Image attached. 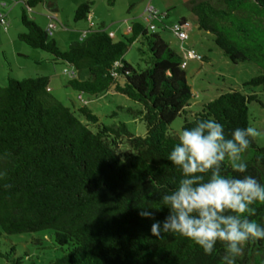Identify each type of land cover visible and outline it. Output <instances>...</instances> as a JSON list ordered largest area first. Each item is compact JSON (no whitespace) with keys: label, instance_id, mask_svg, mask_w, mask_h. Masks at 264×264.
Returning a JSON list of instances; mask_svg holds the SVG:
<instances>
[{"label":"trees","instance_id":"1","mask_svg":"<svg viewBox=\"0 0 264 264\" xmlns=\"http://www.w3.org/2000/svg\"><path fill=\"white\" fill-rule=\"evenodd\" d=\"M50 1L23 0L17 39L72 72L66 87L76 93L96 96L111 89L136 103L128 112L145 131L133 135L122 122L102 124L84 104H62L51 96L45 76L8 77L0 86V236L49 231L54 247L69 245L48 264H224L223 242L206 255L179 233L152 235L154 221L139 213L152 211L157 221L169 214L161 197L182 178L168 156L183 129L215 119L231 138L235 129L249 127L247 105L259 103L253 89L264 91V0L187 1L196 28L209 32L232 64L252 63L258 71L241 84L247 93L222 92L194 113L187 110L192 95L182 56L159 38L155 24L148 31L134 22L118 40L100 25L60 50L52 34L27 16L38 3L55 12ZM91 6H76L73 21H85ZM133 43L141 62L135 66L123 58ZM81 71L87 72L84 80ZM177 116L183 117L178 135L169 129ZM250 140L243 154L247 170L238 173L225 161L223 174L252 176L264 185V146ZM252 207L256 213L249 219L264 226V203ZM12 254L10 247L5 264L20 263ZM236 264H264V239L246 242Z\"/></svg>","mask_w":264,"mask_h":264},{"label":"rangeland","instance_id":"2","mask_svg":"<svg viewBox=\"0 0 264 264\" xmlns=\"http://www.w3.org/2000/svg\"><path fill=\"white\" fill-rule=\"evenodd\" d=\"M59 1L60 0L50 1L57 6V10L55 11L57 14L55 20L57 29L54 31L51 38L56 41L57 47H59L60 50H64L67 44L60 39V34H57V30L60 29L61 26L69 28L70 25L77 22L73 21L72 13L76 8L75 3L81 0H61V7L59 6ZM82 1H94V3H96V13L103 14V10H106L108 11L107 15L112 19L123 14L127 9L125 4L131 0H113L111 6L106 0ZM132 1L137 2V4L134 5V9L136 10L141 9V3L144 8L145 4L149 2V0ZM21 10V6L17 4L8 12L10 23L7 29L14 39V44H8L5 48L6 59L3 61L5 66L0 70V75L3 74V72L8 73L11 71L12 74H10L13 79H21L48 74L50 75L49 77H51L49 79V92L51 96L58 99L62 104L69 106L71 101L75 104H84L91 111V114L95 115L102 124L109 126L122 122L126 126L128 132L133 135L143 136L145 131L143 123L137 118H132L130 112H128V109L134 110L139 107L136 103L126 99L122 94L115 93L111 89H107L96 96L76 93L66 87V79H68L69 74L67 73L68 71H66L65 74L62 72V65L59 64V62H56L58 64H55L50 55L39 49H30L25 43L17 40L16 35L23 28L19 19L20 12H22ZM44 12L45 9L43 4L38 3L30 12H27V16L30 19H33V17L36 18L37 21L34 22L42 27L43 25L39 20L43 18L38 16V14H44ZM136 20L142 23L149 31L147 23L143 22L141 17H137ZM81 22L83 21L77 23L81 24ZM191 22L194 26V30L187 34L188 39L182 43L171 34V31H169V33H162V27L159 23H154L157 26L155 32L159 34L161 40L167 44L175 54L182 56L181 52L192 48L195 54L199 56L204 55L206 57V59H202V61L189 59L186 66L180 67L185 76V83L190 87L192 95L191 99H189L187 110L194 113L199 110L200 104L215 99L222 92L225 93L230 89H235L247 93L248 91L242 88L241 84L248 81L252 76L258 74V71L257 66L252 63L240 62L232 64L221 53L220 49L215 46L209 32L199 31L195 28V21L191 20ZM116 26L117 22L112 23L108 20L104 21L106 31H114ZM120 30L115 31V40L122 38L119 32ZM57 39H60L61 42H58ZM170 39L172 41H170ZM138 47V43H133L123 54L125 61L132 66L141 63L138 60L139 53L136 50ZM17 54L21 56H16ZM47 58L48 61L46 60ZM26 64H29L30 68L29 66H26ZM66 67L67 66H65V69ZM20 68L23 71H19ZM68 69L69 68H67V70ZM78 75L81 80L86 79L88 76L86 71H81ZM3 84L4 82L0 83V86ZM253 91L258 97L259 103L252 102L247 105V122L248 126L254 127L260 132L259 136L251 139L257 146H264V91H261V89L257 87H255ZM78 95H80V98L77 97ZM182 119V116H177L172 119L169 129L173 134H179ZM52 244L50 232L47 230L12 235H4V233H1L0 264H5V258L3 255L9 252L10 247L13 248L12 256L20 259L19 264H48L50 261L60 258L63 255V251L69 245L66 243L58 248L54 247Z\"/></svg>","mask_w":264,"mask_h":264},{"label":"clouds","instance_id":"3","mask_svg":"<svg viewBox=\"0 0 264 264\" xmlns=\"http://www.w3.org/2000/svg\"><path fill=\"white\" fill-rule=\"evenodd\" d=\"M260 135L254 127L237 128L226 138L224 126L215 119L200 120L183 129L168 160L182 172L178 186L161 199L169 214L163 221L154 213L141 210V217L152 219V235L179 233L211 255L217 242H223L224 264H236L246 242L264 239V226L249 219L255 203H264V185L252 176L229 178L223 174L225 161L234 171L244 173L243 154L251 140ZM207 177V179H205Z\"/></svg>","mask_w":264,"mask_h":264},{"label":"crops","instance_id":"4","mask_svg":"<svg viewBox=\"0 0 264 264\" xmlns=\"http://www.w3.org/2000/svg\"><path fill=\"white\" fill-rule=\"evenodd\" d=\"M187 1L188 0H149V2L145 4L144 8H143V5L141 3V6H142L141 9L136 10V9H134V5L137 4V2H134L131 0L125 4V6H127L126 11L123 12V14L119 15L117 18L114 17L112 19H110L111 17H109L107 15L108 11H106V10H103V14H97L96 9H95L96 3H94V1H93L90 13L87 15L85 21L81 22V24L75 22L72 25H70L69 28L61 26L60 29L57 30V34H60V39H62L68 45V43L73 41V40L78 41L79 36L82 32H87V30H89L91 28L94 30L100 25L104 26V21L108 20L112 23L117 22V26L115 27V30L114 31H108L109 34H111L112 39L115 40V31L121 29L119 31L121 36L127 35L128 32L130 31V25L134 22H138V20H136L137 17H141L143 22H146L147 25L149 23L155 24L154 23L155 20H156L155 22L158 21L159 25L162 27V31H163L162 33H164V32L169 33V28L174 22L177 23L181 20H186L190 23V29H189L188 33L193 32L194 26L192 25L191 20L194 21V16L189 11V9L187 7ZM2 2H4V5H1ZM81 2H83V1L81 0V1L76 2L75 7L78 6ZM17 4H19L21 6V8H23V1H21V0H0V13L4 14L6 22H7V27L5 29L3 26L0 25V70H2L3 66H5V63H3L4 59H6L5 48L7 47L8 44L9 45L14 44V39L12 38L9 30L7 29L9 26V23H10L9 18H8V12L10 9H12ZM148 5L153 6L157 10V12L159 14V16H157L158 18L150 17V19L146 20V15H147L146 7ZM59 6L60 7L62 6L61 0L59 1ZM56 8H57V6H56ZM30 11H31V9L27 10V12H30ZM10 12H12V11H10ZM44 14H38V16L43 18V19L39 20V21H41L40 23L43 25L42 26L43 28H46L47 24L50 21H53L55 23L56 16H57L56 12H50L47 9H45ZM32 20L37 21L36 18H34V17ZM155 26H156V24H155ZM195 28H196V24H195ZM56 29H57V26L55 23V28L52 30V35L54 34V31ZM158 36H159V34H158ZM16 38H17V35H16ZM60 39H57L58 42H61ZM187 39H188V35H187ZM170 41H172V40L170 39ZM16 56H21V55L17 54ZM13 57H15V56H13ZM200 57L203 60L206 59V57L204 55H201ZM46 60L48 61V58ZM55 64H58V63L55 62ZM26 66H29V68H30L29 64H26ZM22 67L25 68L24 66H22ZM63 68H64V66L62 65L61 70L65 74L66 72L63 71ZM19 71H23V70L20 68ZM10 73H11V71L8 73L3 72V74L0 75V83H3L8 77L9 78L12 77L11 76L12 73L11 74ZM56 73H58V72H56ZM42 76H45L48 78L47 79L48 80V90L50 91V87H49V79L51 78V77H49L50 75L42 74ZM68 79H70L69 75H68ZM68 79H66V82ZM77 97L80 98V95H78Z\"/></svg>","mask_w":264,"mask_h":264},{"label":"built area","instance_id":"5","mask_svg":"<svg viewBox=\"0 0 264 264\" xmlns=\"http://www.w3.org/2000/svg\"><path fill=\"white\" fill-rule=\"evenodd\" d=\"M23 1V0H21ZM1 5H4V2L1 3ZM146 20L150 19V17H155V16H159L157 10L153 7L148 5L146 7ZM0 25L4 27V29L7 27V22L5 19L4 14L0 13ZM55 28V23L53 21H50L46 28L44 29V31L46 32L47 35H51L52 34V30ZM149 29L153 30L154 26L153 25H149ZM190 29V23L186 20H182L179 22H174L169 30L172 32L171 34L175 36V38L180 42H184L187 39V33ZM85 35V32H82L79 36V38H83ZM182 53V62H181V66H186L187 64V60L191 59V60H200L199 56L196 55L193 51H191V49H187L186 51L181 52ZM66 72V71H65ZM70 76H72V72H67ZM79 98V97H78Z\"/></svg>","mask_w":264,"mask_h":264}]
</instances>
